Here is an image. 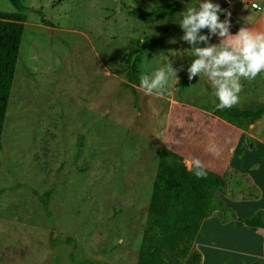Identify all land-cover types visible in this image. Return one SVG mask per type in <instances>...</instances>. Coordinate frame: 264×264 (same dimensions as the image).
I'll return each instance as SVG.
<instances>
[{"label": "rangeland", "instance_id": "1", "mask_svg": "<svg viewBox=\"0 0 264 264\" xmlns=\"http://www.w3.org/2000/svg\"><path fill=\"white\" fill-rule=\"evenodd\" d=\"M158 1L180 6L150 24L128 15ZM187 6L194 0H0V13L22 19L0 141V264H134L161 148L203 165L204 145L232 161L217 171L226 192L214 195L192 243L200 264L264 260V229L237 221L259 214L264 224V111L250 124L225 113L264 109V78L242 79L239 103L217 110L207 79H188ZM222 10L231 34L264 31V0H228ZM145 39L160 42L138 53L129 80L123 61ZM169 62L182 69L178 82L163 96L139 90L141 75Z\"/></svg>", "mask_w": 264, "mask_h": 264}, {"label": "trees", "instance_id": "2", "mask_svg": "<svg viewBox=\"0 0 264 264\" xmlns=\"http://www.w3.org/2000/svg\"><path fill=\"white\" fill-rule=\"evenodd\" d=\"M14 5V0H7ZM189 0H184L188 2ZM180 3L157 2L153 12L144 13L132 8L128 15L144 23L171 19ZM22 19L13 14L0 13V141L8 97L21 39ZM160 41L143 40L134 43L136 50L124 59L127 78L135 76L137 55L159 45ZM133 54V55H134ZM132 61V62H131ZM264 109L253 112L226 110V116L247 121L257 119ZM202 169V168H201ZM205 175L197 177L194 165L186 168L182 159L162 148L158 155L156 172L151 184L144 227L134 264H200L201 255L192 247L202 220L209 214L210 203L216 193L224 195L227 184L223 177L202 169ZM244 227L264 229L257 214L250 219H238ZM262 256L264 259V245ZM264 264V260L259 263Z\"/></svg>", "mask_w": 264, "mask_h": 264}, {"label": "clouds", "instance_id": "3", "mask_svg": "<svg viewBox=\"0 0 264 264\" xmlns=\"http://www.w3.org/2000/svg\"><path fill=\"white\" fill-rule=\"evenodd\" d=\"M253 8L259 9L260 6L253 4ZM223 11L219 4L211 0H194V6H187L180 13L179 21L184 33L181 40L191 46V55L195 57L187 68L188 79L191 81L200 75L207 79L219 101L217 110L230 109L239 103L242 79L252 82L258 76L264 78V31L242 26L236 34H231V13L227 12L226 19L221 21L218 14ZM204 29L208 30V34H201ZM214 36L220 38L219 44H210ZM201 44L206 46L200 47ZM180 70L174 69L169 62L150 75L143 74L139 90L147 96H163L170 80L174 78L178 82ZM193 164L197 169L195 175L203 177L205 173L200 162L196 160Z\"/></svg>", "mask_w": 264, "mask_h": 264}, {"label": "crops", "instance_id": "4", "mask_svg": "<svg viewBox=\"0 0 264 264\" xmlns=\"http://www.w3.org/2000/svg\"><path fill=\"white\" fill-rule=\"evenodd\" d=\"M226 1L228 3V0H226ZM262 19H264V18H262ZM200 112L203 113V115H205V116L216 118V116L214 114H212V113L205 112V111H200ZM217 120H219V119H217ZM223 123H225V122L223 121ZM225 124H227V123H225ZM227 125H229L230 127H233L234 129L238 130L239 132H241V134L243 133L242 129L238 125H237V127L233 126V125L231 126V124H227ZM210 137H211L210 133H208L207 134V141L208 142L211 140ZM249 137L252 138L251 135H249ZM171 152H173V151H171ZM201 153L203 154V158H204L202 160H203V162H205V163H203V165H200L202 169H204V170H206L208 172H212V173L217 174V175H219L218 172H217L218 169H221L222 174L224 173V175H225L226 171H228L230 169V163H231L232 160L229 157L228 158L222 157L221 152H220V146H215L214 145L213 147H211V149H209L208 147H206L204 145L202 150H201ZM174 154H176V153H174ZM176 155L179 156L178 154H176ZM179 157L182 159V162H186L187 163V166L184 164L186 168H189V166L191 164L194 165L192 161H188L185 157L182 158L181 155ZM233 172L235 174L237 171H233Z\"/></svg>", "mask_w": 264, "mask_h": 264}, {"label": "water", "instance_id": "5", "mask_svg": "<svg viewBox=\"0 0 264 264\" xmlns=\"http://www.w3.org/2000/svg\"><path fill=\"white\" fill-rule=\"evenodd\" d=\"M211 2L214 3V4H219L221 9H224V8H226L228 6V3H227L226 0H211Z\"/></svg>", "mask_w": 264, "mask_h": 264}]
</instances>
